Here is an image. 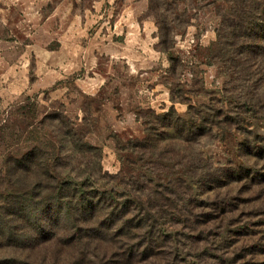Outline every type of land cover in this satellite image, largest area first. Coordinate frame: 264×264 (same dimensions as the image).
<instances>
[{
	"label": "rangeland",
	"instance_id": "rangeland-1",
	"mask_svg": "<svg viewBox=\"0 0 264 264\" xmlns=\"http://www.w3.org/2000/svg\"><path fill=\"white\" fill-rule=\"evenodd\" d=\"M93 1L77 2L83 25L65 22L62 40L51 32L43 52L2 42L0 26V62L26 49L28 75L25 90L0 80V264H62L75 251L60 235L33 243L18 210L27 209L22 192L45 182L49 158L75 178L138 194L176 231L149 264H264V187L218 188L228 204L221 218L196 220L179 206L197 178L241 161L245 133L264 137V92L243 82L223 38L224 21L247 0H146L140 32L118 28L122 0L86 21ZM29 155L38 165L23 162Z\"/></svg>",
	"mask_w": 264,
	"mask_h": 264
},
{
	"label": "trees",
	"instance_id": "trees-1",
	"mask_svg": "<svg viewBox=\"0 0 264 264\" xmlns=\"http://www.w3.org/2000/svg\"><path fill=\"white\" fill-rule=\"evenodd\" d=\"M235 10L237 18L224 21L223 38L230 39L226 44L243 82L264 92V0H247ZM249 100L250 97L244 103L248 104ZM257 101L263 110V102ZM256 102L249 104L258 112ZM65 144L73 146L70 140ZM78 148L81 152L93 150L83 142ZM239 153L238 164L230 162L189 186L183 193L187 197L179 204L184 215L188 213L189 218L202 221L221 218L228 204L218 196L217 189L234 181L241 183L245 191L264 187V137L245 133ZM34 156L29 155L23 162L38 165ZM63 159H66L64 155ZM50 161L49 158L44 162L45 182L35 184L29 193L22 192L21 195H28L27 209L18 210L27 215L33 243H38L39 237L51 240L60 235L58 239L63 245L78 252L73 251L62 264H149L171 245L176 231L166 228L157 212L138 194L96 186L89 177L75 178L59 170L65 165ZM194 186L204 189L203 197H199Z\"/></svg>",
	"mask_w": 264,
	"mask_h": 264
},
{
	"label": "crops",
	"instance_id": "crops-1",
	"mask_svg": "<svg viewBox=\"0 0 264 264\" xmlns=\"http://www.w3.org/2000/svg\"><path fill=\"white\" fill-rule=\"evenodd\" d=\"M79 1L80 0H0V26L3 32L1 41L11 45V47H23L28 50L33 47L41 48L43 52L42 48L47 47L54 39L55 34H52L53 32L57 30V39L63 36L66 30L65 22L72 25L71 29L76 28V25L79 27L83 25L85 20L82 18L83 8L77 5ZM115 1L118 0H94V5L86 9L84 13L87 14L86 21H88L89 18L88 14H90L91 17L94 16L95 12L98 11V8L102 7L103 3L111 4ZM122 1L129 2V6L125 7V10L121 8L122 11L118 13L120 19L122 18L121 21H119V25L117 23L118 28L123 32H129V30H137V32H140L144 30V21L146 22V20L145 17L140 19V16L147 12L148 2L146 0ZM132 13L136 15L135 22L130 19ZM122 22L124 23L123 25ZM125 25L128 26L124 27ZM6 36L8 38H6ZM15 52L18 55L13 56L12 59H8L6 54L3 55V63L0 62V80L10 79L15 82L21 80L22 84H25V86L22 87L23 90H25L26 87H28L27 83H25V80L28 78L25 68L27 52L26 49L22 51L16 50ZM11 60L12 65L5 66V64L10 63ZM18 63L21 65H18Z\"/></svg>",
	"mask_w": 264,
	"mask_h": 264
}]
</instances>
